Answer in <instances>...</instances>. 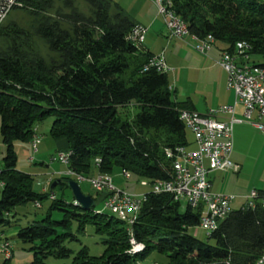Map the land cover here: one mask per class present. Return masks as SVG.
Returning <instances> with one entry per match:
<instances>
[{
	"label": "trees",
	"instance_id": "1",
	"mask_svg": "<svg viewBox=\"0 0 264 264\" xmlns=\"http://www.w3.org/2000/svg\"><path fill=\"white\" fill-rule=\"evenodd\" d=\"M18 1L14 9L28 14L31 26H21L9 15L0 26V132L5 145L0 230L10 223L9 212L16 205H40L50 198L45 215L17 230L19 239L30 244L35 263L49 255L71 254L65 241L78 239L68 229L75 219L78 232L91 223L103 235L104 250L93 255L83 245L69 264H139L153 251L164 255L165 264H259L264 255L260 202L233 208L203 240L188 231L198 224L200 211L181 207L169 193L147 190L129 227V222L96 208L108 191L88 193L94 204L84 209L62 195L56 197L55 185L33 187L34 176L16 168L14 141L31 140L37 123L47 116H53L49 133L67 140V168L76 176L124 168L151 182L172 175L165 148L191 144L179 109L193 107L189 99L172 97L167 71L145 68L154 53L130 37L141 25L117 1ZM170 1L192 36L212 37L229 52L244 43V51L256 57L253 64L264 67V0ZM35 37L52 54L43 55ZM68 179L65 174L58 180L69 187ZM53 209L62 212L60 219L51 216ZM133 241L143 247L131 251Z\"/></svg>",
	"mask_w": 264,
	"mask_h": 264
},
{
	"label": "built area",
	"instance_id": "2",
	"mask_svg": "<svg viewBox=\"0 0 264 264\" xmlns=\"http://www.w3.org/2000/svg\"><path fill=\"white\" fill-rule=\"evenodd\" d=\"M153 1L169 35L175 37L187 35L184 27L174 19L165 3L161 0ZM17 5L18 0H0V26ZM144 32L145 27L140 26L133 30L130 37L142 42ZM211 46L209 37L205 36L202 37V43H195V48L201 52H205ZM216 62L227 74L226 84L234 93L233 101L209 108L205 112L194 108H180L179 117L193 134L194 146L181 144L165 148L166 155L172 159V175L151 182L147 179L142 181V184H150L148 190L153 193H169L175 200L185 201L186 205L197 208L200 211L197 225L204 228L207 235L216 229L220 221L233 209L231 202L236 195L213 191L210 173L238 167L231 158L234 124L246 121L264 133V67L253 68L250 55L237 47L233 52L222 50ZM149 66H154L159 71L169 69L162 51L148 60L145 68ZM238 105L242 107L240 116L236 115ZM38 141L35 133L31 138L34 148ZM57 159L68 165L69 150L59 151ZM65 174L74 175V172L67 169ZM121 174L126 179L130 177L127 169H121ZM76 180L83 179L76 177ZM87 180L95 190L109 192L103 201L104 205L111 211L125 213L130 227L131 218L137 217L147 190L139 194L128 192L117 187L111 174L104 172L88 176ZM2 185L0 177V187ZM50 196H54L53 192ZM245 197L242 207H254L258 202L264 206V194L259 196L257 189H252ZM133 248H136L134 244L131 249ZM0 254L4 258H10L12 254L11 243L3 231H0ZM258 263H264V255L259 258Z\"/></svg>",
	"mask_w": 264,
	"mask_h": 264
},
{
	"label": "rangeland",
	"instance_id": "3",
	"mask_svg": "<svg viewBox=\"0 0 264 264\" xmlns=\"http://www.w3.org/2000/svg\"><path fill=\"white\" fill-rule=\"evenodd\" d=\"M117 1L125 11L133 17L135 20H139L146 24L144 35L146 38L142 40L140 43L142 47L148 46L151 47L154 54H158L161 51L159 50L160 42L158 41V37L152 32V29L147 32L148 19L152 16H157L159 20H163L162 16L158 12V7L154 3L153 0H114ZM81 3V7L84 6V3ZM13 18L19 25L24 26L26 28L30 27L32 24L31 17L26 14L23 10L13 9L10 11L9 16ZM163 27V26H162ZM164 28V27H163ZM157 39V40H155ZM150 43H149V42ZM35 43L38 50L45 55L46 57L52 54L49 51L46 43L40 39L39 37H35ZM151 44V45H150ZM164 57L166 54L164 52ZM256 58L251 57L252 59ZM167 78L168 83H171V75L170 71L167 70ZM172 97L174 98L173 92ZM131 108V106H130ZM122 110H125L122 108ZM134 110V109H133ZM53 116H47L43 120L39 121L36 125V133L39 139L36 148L32 145L31 140H21L17 139L14 141V149L16 151L17 160H16V168L28 173H31L34 176L33 187L37 190H41L43 185H49V180L55 181V179H59L62 175H65L67 171V165L62 163L57 159V154L61 150L67 149V140L65 137H53L49 133V128L52 122ZM1 124V117H0ZM186 134L191 142L190 147L194 146V138L193 134L189 129H186ZM5 153V145L2 142V136L0 132V167L3 165L2 156ZM221 172H214L212 175H220ZM92 174L97 175L98 172L95 171ZM71 179H74L72 174H69ZM76 176V175H75ZM114 184L124 189L128 192L132 193H143L144 191L150 189V184H142L143 178H136L135 176L130 175L128 179H126L121 171L118 169H114L111 173ZM77 177V176H76ZM85 177V176H84ZM221 177V175H220ZM217 177L213 181V191L220 192L221 191V178ZM81 188V190L85 193H95V189L90 185L87 179L76 180ZM1 191V187H0ZM55 192V196H63L67 201H75L72 191L69 187L62 185L61 183H57L53 188ZM244 199L242 198H234L231 202L233 208H238ZM50 202V198H46L41 201L40 205L37 206L35 202L28 201L26 203H20L16 205L10 212V223L3 227L4 234L7 236V239L11 243V257L4 258L2 254H0V264H69L72 260L74 253L83 245H86L89 253L93 255H99L104 250V244L102 243L103 235L98 234L94 231V227L91 223H87L85 225V230L83 232L77 231L78 222L75 219H71L69 230L73 233L77 234L78 239H67L65 241V245L71 249V254L67 257H55L49 255L42 259L41 262L35 263L33 262L34 253L31 249H29V243L23 242L17 236L18 227L26 225L28 222L39 219L43 215H45L47 211L48 204ZM181 207L186 205L185 201H181ZM98 210H103L108 213H113L117 217V212H112L107 206L104 205L103 201H97L95 204ZM51 216L54 219H60L62 217V212L53 209L51 212ZM189 232L196 235L197 237L206 240L207 233L204 228L200 225L191 226L188 229ZM131 242V241H130ZM132 244V243H131ZM7 259V260H4ZM166 259L164 255L158 252H151L146 258L139 260V264H165ZM264 264V263H263Z\"/></svg>",
	"mask_w": 264,
	"mask_h": 264
},
{
	"label": "crops",
	"instance_id": "4",
	"mask_svg": "<svg viewBox=\"0 0 264 264\" xmlns=\"http://www.w3.org/2000/svg\"><path fill=\"white\" fill-rule=\"evenodd\" d=\"M137 21L141 26H146L144 22ZM147 21V32L152 29L160 42L157 52L166 54L165 61L171 75L169 86L175 100L189 99L192 107L200 112L233 101L234 93L226 84L227 74L216 62L222 51L219 44L213 43L208 50L201 52L195 48L198 41L193 36H170L164 21L155 15ZM145 38L146 35L144 40ZM144 48L155 53L151 47L144 45ZM241 113L242 107L238 105L236 115L240 116ZM231 158L238 167L211 172V189L213 190V181L221 175L220 192L234 193L235 198H242L244 201L245 195L252 189L264 193V133L249 122L235 123ZM214 172L221 173L212 175ZM55 181V185L60 182L58 179ZM52 182L49 180L48 187ZM48 187L43 185L42 190Z\"/></svg>",
	"mask_w": 264,
	"mask_h": 264
},
{
	"label": "bare ground",
	"instance_id": "5",
	"mask_svg": "<svg viewBox=\"0 0 264 264\" xmlns=\"http://www.w3.org/2000/svg\"><path fill=\"white\" fill-rule=\"evenodd\" d=\"M161 1H163L164 3H165V5L167 6V9L171 12V14L173 15V17H174V19L181 25V26H183L184 27V30H185V33L187 34V35H191L190 34V32H189V30H188V26H187V23L179 16V15H177L176 13H175V11H173L171 8H170V4L172 3L170 0H161ZM192 36V35H191ZM194 37V36H193ZM194 39L196 40V41H198V43H202V40L201 39H198V38H196V37H194ZM209 43L210 44H212L213 45V43H214V39H212V37L209 39ZM239 49L240 50H243L244 51V47L246 46L244 43H240L239 45ZM238 48V47H237ZM253 68H261V67H258V66H255L254 64H253ZM74 175H75V173H74ZM79 179H87V178H84L83 176H77ZM108 207V206H107ZM109 208V207H108ZM112 212H117V215H118V218H120L121 220H123V221H127L128 222V218H127V215L125 214V213H123L122 211H112ZM134 218H137V217H132L131 218V220L132 219H134ZM130 226H131V222H130ZM134 242V241H133ZM134 245H135V247L136 248H133L131 251H137V250H139V249H141L142 247H143V245H141V244H136L135 242H134Z\"/></svg>",
	"mask_w": 264,
	"mask_h": 264
},
{
	"label": "water",
	"instance_id": "6",
	"mask_svg": "<svg viewBox=\"0 0 264 264\" xmlns=\"http://www.w3.org/2000/svg\"><path fill=\"white\" fill-rule=\"evenodd\" d=\"M55 183H56V181H53L51 183V187L54 186ZM67 183H68L69 188L72 191V194H73L74 199H75L74 202L76 204H79L84 209H88L94 204V200L91 197V195L85 194L81 190L78 182L75 179H68Z\"/></svg>",
	"mask_w": 264,
	"mask_h": 264
}]
</instances>
